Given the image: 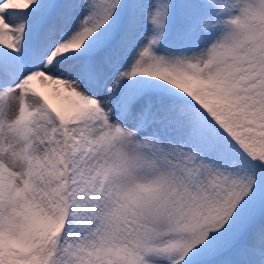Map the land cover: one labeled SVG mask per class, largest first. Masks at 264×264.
Listing matches in <instances>:
<instances>
[{
	"label": "snow or ice",
	"instance_id": "obj_1",
	"mask_svg": "<svg viewBox=\"0 0 264 264\" xmlns=\"http://www.w3.org/2000/svg\"><path fill=\"white\" fill-rule=\"evenodd\" d=\"M0 264H264V0H0Z\"/></svg>",
	"mask_w": 264,
	"mask_h": 264
}]
</instances>
